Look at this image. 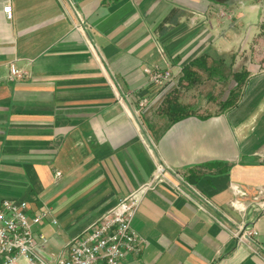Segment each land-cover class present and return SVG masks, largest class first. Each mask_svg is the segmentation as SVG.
I'll list each match as a JSON object with an SVG mask.
<instances>
[{"label":"crops","instance_id":"0c3cea01","mask_svg":"<svg viewBox=\"0 0 264 264\" xmlns=\"http://www.w3.org/2000/svg\"><path fill=\"white\" fill-rule=\"evenodd\" d=\"M219 5L239 17L212 39ZM262 16L264 0H0V208L49 210L34 230L55 254L163 163L188 196L146 193L133 220L146 243L123 264H264V52L242 53ZM197 58L230 59L240 93L172 121L147 69L185 80ZM11 64L28 76L11 80ZM242 224L258 252L237 243Z\"/></svg>","mask_w":264,"mask_h":264},{"label":"built area","instance_id":"2783aa9c","mask_svg":"<svg viewBox=\"0 0 264 264\" xmlns=\"http://www.w3.org/2000/svg\"><path fill=\"white\" fill-rule=\"evenodd\" d=\"M4 13L8 19L12 18L10 4L4 6ZM147 71L150 82L158 87L172 80L169 70L156 68ZM27 76V72L11 64V80ZM116 94L122 103L121 93L118 91ZM148 101L147 98L140 100V107L144 108ZM171 176H175L178 181L173 182ZM163 183H168L178 194L188 196L182 188L185 183L183 177L171 167L157 163L148 182L121 198L78 236L68 240L55 254L46 253L48 236L34 230L50 211L45 209L30 215L28 202L4 200L0 208V264H123L128 257L141 253L145 246V238L134 228L133 220L146 193ZM196 192L201 196L200 192ZM203 199L208 202L206 198ZM52 223L57 224V221L54 219ZM257 234L254 226L242 224L234 235L238 244L253 245V249L258 252L255 240Z\"/></svg>","mask_w":264,"mask_h":264},{"label":"rangeland","instance_id":"374dc122","mask_svg":"<svg viewBox=\"0 0 264 264\" xmlns=\"http://www.w3.org/2000/svg\"><path fill=\"white\" fill-rule=\"evenodd\" d=\"M231 1V0H225ZM217 9H213L210 15V19L216 28H210L212 39L218 37L219 34L223 32L226 34L228 30V25L226 28L218 27V21L227 20L229 22L235 20L237 16L239 17V12H233L230 5L224 6L219 5ZM258 19V14H254L252 17L246 19L248 25L250 23H255ZM262 27L258 34V38L262 41L254 40L253 46H246L243 48L242 53H251L254 51L264 52V17H261ZM216 39V38H215ZM214 39V40H215ZM205 66L208 69L199 68L197 65L192 66L191 69L196 72L193 78L195 82L189 83L187 80L181 78H175L166 84L167 87L165 92L160 96L166 100L167 104H173L176 102L178 105H183L189 107V111L198 112L202 110H209L210 107L218 106L221 104L223 99H232L239 95L241 90V84H235L233 77V63L229 60H214L213 58L204 59ZM244 63V60H243ZM169 85V86H168ZM163 87V88H164ZM166 96V97H165ZM160 97V99H161ZM168 104V105H169ZM216 107L213 110H216ZM166 108V107H165ZM217 111V110H216Z\"/></svg>","mask_w":264,"mask_h":264},{"label":"trees","instance_id":"16d2710c","mask_svg":"<svg viewBox=\"0 0 264 264\" xmlns=\"http://www.w3.org/2000/svg\"><path fill=\"white\" fill-rule=\"evenodd\" d=\"M198 66L199 68H203V69H208L205 66V61L202 58H197L195 60H193L189 65L185 66L184 68V79L187 80L189 83L191 82H195V79L193 78V76L195 75L196 72H194L191 67L192 66ZM234 103V100L232 99H228L225 101L224 103V107H231ZM168 111L171 112V114H175L174 118H172V121H176L178 119H181L183 117H185L186 115H189L190 112L187 108L178 105V104H169L168 107Z\"/></svg>","mask_w":264,"mask_h":264}]
</instances>
